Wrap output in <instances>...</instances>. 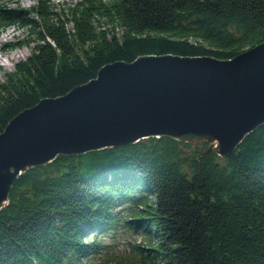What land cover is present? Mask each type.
I'll list each match as a JSON object with an SVG mask.
<instances>
[{
	"label": "trees",
	"instance_id": "1",
	"mask_svg": "<svg viewBox=\"0 0 264 264\" xmlns=\"http://www.w3.org/2000/svg\"><path fill=\"white\" fill-rule=\"evenodd\" d=\"M29 46L0 82V132L115 61L231 58L264 41V0H36L0 5V30ZM208 143L147 137L21 172L0 208V264H73L98 236L138 233L134 264H264V123L226 156Z\"/></svg>",
	"mask_w": 264,
	"mask_h": 264
},
{
	"label": "water",
	"instance_id": "2",
	"mask_svg": "<svg viewBox=\"0 0 264 264\" xmlns=\"http://www.w3.org/2000/svg\"><path fill=\"white\" fill-rule=\"evenodd\" d=\"M264 123V41L237 55H140L101 66L62 95L15 114L0 132V208L24 170L147 137L231 153Z\"/></svg>",
	"mask_w": 264,
	"mask_h": 264
},
{
	"label": "rangeland",
	"instance_id": "3",
	"mask_svg": "<svg viewBox=\"0 0 264 264\" xmlns=\"http://www.w3.org/2000/svg\"><path fill=\"white\" fill-rule=\"evenodd\" d=\"M36 0H0V5L26 8ZM77 0H50L52 3L69 4ZM26 30L17 26H7L0 30V82L4 79V73L12 70L13 64L23 59L30 51L29 46H13L1 48L3 43L24 39ZM104 247L100 252L87 258H79L73 264H134L137 260L135 247L142 246V237L138 233H132L117 228L98 236Z\"/></svg>",
	"mask_w": 264,
	"mask_h": 264
}]
</instances>
